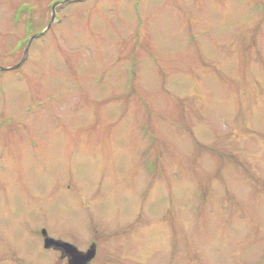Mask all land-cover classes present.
Here are the masks:
<instances>
[{
  "label": "rangeland",
  "instance_id": "obj_1",
  "mask_svg": "<svg viewBox=\"0 0 264 264\" xmlns=\"http://www.w3.org/2000/svg\"><path fill=\"white\" fill-rule=\"evenodd\" d=\"M0 68V264H264V0H0Z\"/></svg>",
  "mask_w": 264,
  "mask_h": 264
},
{
  "label": "water",
  "instance_id": "obj_2",
  "mask_svg": "<svg viewBox=\"0 0 264 264\" xmlns=\"http://www.w3.org/2000/svg\"><path fill=\"white\" fill-rule=\"evenodd\" d=\"M18 66V65H17ZM15 66V67H17ZM44 236V248H50L51 246L62 247L68 258V264H87L95 254V248L93 245L87 249L86 252L79 251L75 246L67 242L56 241L46 236V232L42 230Z\"/></svg>",
  "mask_w": 264,
  "mask_h": 264
},
{
  "label": "flooded vegetation",
  "instance_id": "obj_3",
  "mask_svg": "<svg viewBox=\"0 0 264 264\" xmlns=\"http://www.w3.org/2000/svg\"><path fill=\"white\" fill-rule=\"evenodd\" d=\"M40 237H41L42 240H43V237H42V235H41V230H40ZM55 239H56V240H60V241H64V242H69V241H67V240H65V239H63V238H61V237H56ZM48 250H52V251L57 252L58 256L61 257V258H64V260L66 261V264H67V261H68V258H69V257H67V255L65 254V251L63 250L62 247H58V248H50V249H48Z\"/></svg>",
  "mask_w": 264,
  "mask_h": 264
}]
</instances>
